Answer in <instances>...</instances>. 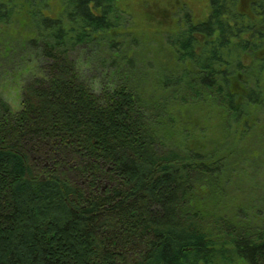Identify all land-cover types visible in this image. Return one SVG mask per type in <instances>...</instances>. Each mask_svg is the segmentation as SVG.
Segmentation results:
<instances>
[{
	"label": "trees",
	"instance_id": "16d2710c",
	"mask_svg": "<svg viewBox=\"0 0 264 264\" xmlns=\"http://www.w3.org/2000/svg\"><path fill=\"white\" fill-rule=\"evenodd\" d=\"M122 1L0 0V264H264V0Z\"/></svg>",
	"mask_w": 264,
	"mask_h": 264
},
{
	"label": "rangeland",
	"instance_id": "374dc122",
	"mask_svg": "<svg viewBox=\"0 0 264 264\" xmlns=\"http://www.w3.org/2000/svg\"><path fill=\"white\" fill-rule=\"evenodd\" d=\"M147 4H149V0H125L120 2L119 6L129 12V14L132 16V19H138L140 15H137L136 11L139 12L140 10H142V7ZM182 6H184L186 10H188L194 16V19L196 18L197 20H203L207 16L208 5L206 0H168L166 5H159L160 9L164 10V12H166L168 15L172 11L178 16L179 8ZM158 14L162 13L158 12ZM171 20L174 25L175 18ZM135 23L136 20L132 22V24L136 25ZM30 65L34 66L32 63ZM30 72V66L27 69L26 67H24L21 72V75H18L17 77L9 76L2 83V86L0 88V95H2V98L9 104V106L14 112L19 110L20 105V91L22 88V84L19 79H21V77H29ZM234 202L235 201H231L230 204Z\"/></svg>",
	"mask_w": 264,
	"mask_h": 264
}]
</instances>
